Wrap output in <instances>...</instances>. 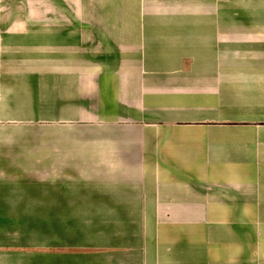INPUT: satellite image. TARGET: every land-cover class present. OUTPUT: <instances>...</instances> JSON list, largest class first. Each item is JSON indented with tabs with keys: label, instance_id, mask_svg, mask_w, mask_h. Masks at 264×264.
Instances as JSON below:
<instances>
[{
	"label": "crops",
	"instance_id": "0c3cea01",
	"mask_svg": "<svg viewBox=\"0 0 264 264\" xmlns=\"http://www.w3.org/2000/svg\"><path fill=\"white\" fill-rule=\"evenodd\" d=\"M0 264H264V0H0Z\"/></svg>",
	"mask_w": 264,
	"mask_h": 264
}]
</instances>
